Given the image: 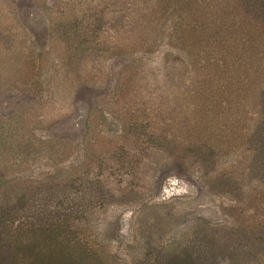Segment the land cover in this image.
Instances as JSON below:
<instances>
[{"label": "rangeland", "instance_id": "rangeland-1", "mask_svg": "<svg viewBox=\"0 0 264 264\" xmlns=\"http://www.w3.org/2000/svg\"><path fill=\"white\" fill-rule=\"evenodd\" d=\"M191 2L0 0L6 238L60 200L87 210L88 244L112 264H264V145L240 143L251 107L238 122L224 99L238 68L201 98L191 88L209 42L229 63L231 44L210 20L200 51L165 31L197 18ZM211 2L197 12L225 6Z\"/></svg>", "mask_w": 264, "mask_h": 264}, {"label": "trees", "instance_id": "trees-1", "mask_svg": "<svg viewBox=\"0 0 264 264\" xmlns=\"http://www.w3.org/2000/svg\"><path fill=\"white\" fill-rule=\"evenodd\" d=\"M190 1L195 3L194 12H196L195 17H197L198 23L195 18L192 22L182 20V25H179L180 22H178L173 23V26L169 28L165 27L166 33L170 35L180 32V30L183 31V34L177 36L182 38L180 45H189L190 52L192 49L200 51V43L203 39L199 38V35L208 29L206 22L210 20L215 25L218 23L221 38L226 41L225 43L231 44L229 53L233 54L231 63L227 62L228 60H221V56H217L218 58L211 61L210 51H214V45L221 44V42L217 43L220 39L216 38L215 41L209 42L210 46L205 51V55L209 54V58L206 59L208 64L198 62L201 72L199 78H203L202 81L200 80L201 84L199 82L191 87L193 96L199 95L197 97L201 98L205 95L207 87H211L209 84L225 80L230 64L236 65L238 75L236 74L234 77L235 84L228 88L227 94L224 90L226 107L229 108L233 105L234 113L238 115V120H236L238 122L244 114H248L245 107L247 105L251 107L249 112H252L253 127L247 128L246 133L239 131L238 136L241 137L240 143L241 141L245 143V147L249 145L247 150H250V143L254 144V150H261L264 145V0H221L225 6L223 8L221 6V12H218L220 11L218 9H212L214 11L212 14L203 11L207 5L213 3L212 0H188V2ZM188 6L191 7V5ZM228 6H231V10ZM200 7L203 10L197 12ZM191 9L193 10V8ZM214 16H217V19ZM178 18L180 20V17ZM200 18L203 20L202 22ZM245 81L246 84H244ZM247 100L248 102L245 103ZM230 118L231 125L236 123L233 117ZM242 127V123H238L240 130ZM226 128V130L229 129L228 126ZM251 133L252 137H250ZM253 137L254 140L251 142ZM62 205L63 201L59 200L58 208L44 216L46 224L36 226L31 222L26 226L16 228L11 240L3 234L5 222L0 219V264H13L12 261L16 263L17 258L25 254L26 251L29 256L42 259L43 262L45 259H49L52 264H92L91 261L96 258L101 260L96 256L99 249L88 244V236L84 235L86 230L84 224L88 223L89 219L87 210L73 204L67 207ZM2 214L9 215L5 211ZM23 239H27L26 243H23ZM76 239L78 241H75ZM8 256L9 262L7 261ZM23 257L20 258V261ZM101 263L112 264L109 259L105 258L101 260Z\"/></svg>", "mask_w": 264, "mask_h": 264}]
</instances>
